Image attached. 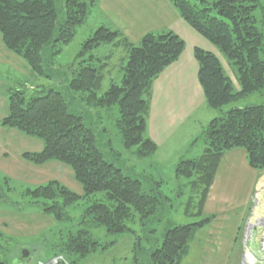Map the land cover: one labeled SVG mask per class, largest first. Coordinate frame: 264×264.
Masks as SVG:
<instances>
[{
  "label": "rangeland",
  "instance_id": "rangeland-1",
  "mask_svg": "<svg viewBox=\"0 0 264 264\" xmlns=\"http://www.w3.org/2000/svg\"><path fill=\"white\" fill-rule=\"evenodd\" d=\"M194 1L204 5L203 0ZM155 3H169L176 9L181 20L195 33V39L185 35L179 29L181 27L163 26L166 20L161 18L166 15H163L162 5L157 4L156 9ZM255 14L260 19L261 8L256 9ZM140 20L147 28L138 36L131 35L129 27ZM101 27L119 30L125 42L103 44L93 52L94 57L88 58L89 53L80 56L83 44ZM168 31L184 41V50L152 80L143 132V140L147 139L150 144L143 141V145L133 147L124 144L116 125L117 104L107 110L90 109L91 113H104L102 119L108 134L102 141H111V147L103 146L107 156L114 159L124 174L139 181L144 194H156L158 202L149 210V204L145 202L140 207L128 206L127 217L125 215L121 222L125 230L111 232L104 224L95 222L91 213L96 203L114 207L116 203L113 204L105 192L86 195L71 167L59 162L68 174L61 175L52 170L48 173L53 177L47 179L37 174L36 169L26 171L24 167H9L2 158L0 255L9 264H149V252L162 248L167 230L175 226L196 227L186 242L187 252L179 264H264V225H254L257 220H264V166L251 164L248 149L241 145L221 151L213 172L203 170L200 161L209 146L208 133L213 125L217 126L237 108L264 104V89L243 94L240 72L234 61L186 21L172 0H98L85 22L78 27L75 37L58 54L57 64L66 69L68 65L85 64L88 60L100 67L103 80L98 93L103 94L114 84L123 85L130 55L128 44L139 46L147 33ZM198 48L218 56L225 80L231 84L228 87L232 96L222 105L211 103L200 81ZM8 51L15 55L16 61H0V70L7 72L3 74L11 80L12 89L24 88L27 98L33 97V90L48 81L41 79L24 58ZM187 51L191 52L196 65L192 78L185 81L183 72L165 74ZM190 80L196 84V89L188 88ZM165 97L167 102L164 104L162 99ZM73 101L74 108L87 109L80 99ZM158 106L162 109L169 106L166 116L159 122L152 118ZM15 133L16 149L36 148L32 147L36 141H42L19 131ZM143 146L149 147L147 153H142ZM54 181L81 196L71 205L58 209L60 218L45 213L44 204L30 201L31 192L37 186ZM59 201H62L61 197L57 201L47 200L48 204ZM81 229L90 233L94 241L92 249L82 258H68L61 251V244L69 234ZM23 250L28 251L27 257H23Z\"/></svg>",
  "mask_w": 264,
  "mask_h": 264
},
{
  "label": "trees",
  "instance_id": "trees-1",
  "mask_svg": "<svg viewBox=\"0 0 264 264\" xmlns=\"http://www.w3.org/2000/svg\"><path fill=\"white\" fill-rule=\"evenodd\" d=\"M97 1L0 0V32L4 44L24 58L41 79L48 81L33 90L34 96L30 98L24 88H10V109L1 124L43 141L40 151L24 153L26 160L36 165L50 161L64 163L74 171L86 195L105 192L116 205L96 203L92 219L104 224L111 232H122L125 227L121 222L125 215L127 217V207H140L145 202L149 204V210L158 202V196L144 194L139 181L124 174L114 159L110 160L103 146L111 147V141H102L108 134L102 119L104 113H91L90 109L107 110L117 104V111H113L118 112L116 125L124 144L127 147L143 145L142 141L150 144L147 139L143 140L149 102L147 94L152 80L183 52L184 41L168 31L147 33L139 46L127 43L130 55L123 85L114 84L99 94L103 80L100 67L88 60L85 64L68 65L66 69L57 64L58 54L75 37L78 27L85 22ZM172 2L186 21L234 61L240 72L243 94L264 89L263 0H203V6L194 0ZM258 8L262 10L260 19L255 14ZM120 33L107 27L99 28L83 44L80 56L89 53L88 58L94 57L93 52L103 44L124 41ZM196 58L200 63V81L209 100L214 105L224 104L230 96L228 86L231 84L225 80L220 59L201 48L196 49ZM76 99L85 102L87 109L74 108L73 100ZM208 143L206 153L200 158L206 167L203 170L213 172L221 151L236 145L248 149L251 164L263 167L264 104H252L229 112L221 123L214 124L209 130ZM143 147L142 153H147L149 147ZM31 194V202L44 204L45 213L59 218L58 209L81 197L58 181L37 186ZM59 197L62 201L48 204L47 200L57 201ZM195 228H169L163 247L149 252V264H179ZM66 238L61 251L68 258L84 257L94 244L87 229ZM1 249L0 244V253ZM0 264L9 263L0 255Z\"/></svg>",
  "mask_w": 264,
  "mask_h": 264
},
{
  "label": "crops",
  "instance_id": "crops-1",
  "mask_svg": "<svg viewBox=\"0 0 264 264\" xmlns=\"http://www.w3.org/2000/svg\"><path fill=\"white\" fill-rule=\"evenodd\" d=\"M157 4L162 5L163 7L162 10L164 11L163 15H166V16H162L161 18V19L166 20V23L163 26L171 25L174 28L181 27L179 29L183 33H185V35H188L189 37L195 39L196 37L195 33L181 20L176 9H174L173 7H170L169 3H155L153 5L156 9H158ZM153 26H156V25H153ZM145 28H147V26L141 23V20H140L137 23H135L134 26L131 25L129 27L128 32L131 35L135 34L136 36H138L141 34V32ZM182 32L180 33L182 34ZM14 56L15 55L9 52L8 49L5 47L2 34L0 32V61L15 62L16 58ZM195 69H196L195 60L193 59L191 52L187 51L181 57L180 61L176 65L170 67L168 72H166L165 74H171L175 72L176 75H179L180 73L183 72V79L185 81H188L190 78H192L193 72L195 71ZM3 73H7V72H2L0 70V165L2 164V158H4V161H6L5 163H7L9 167L12 166V168L14 169L24 167L26 171L28 170L32 171L36 169L37 174L47 179H49V177H53L52 175H49L48 173V172H51L52 170H56L53 173H61V175H63L64 173V175H67L68 174L67 169L63 165H59L61 162L59 163L58 161H50L45 164L35 165V164L27 162L24 159L23 154L26 151H40L44 146L43 141H38V142L36 141L35 146H32L36 148H28L27 150H24L25 148L23 147L20 149L17 148L18 150L15 148L16 136H17V133L15 132L19 130L15 128H11V127H5L1 124L2 119L9 113V109H10L9 92L11 88L10 86L11 80L9 79L8 76H6ZM192 81L193 80H190L189 82L190 85L188 86V88L196 89V84L194 82L191 83ZM162 102L164 104L165 102H167L166 97L162 99ZM168 110H169V106L165 108L163 107V109L158 106L155 108L154 113L152 114V118L153 119L157 118L159 122L162 118L166 116ZM48 166H51V167L48 168ZM71 171L72 173H74L72 169ZM74 183L75 185L78 184L76 182ZM66 184L68 186L71 185V184H68V182H66Z\"/></svg>",
  "mask_w": 264,
  "mask_h": 264
},
{
  "label": "bare ground",
  "instance_id": "bare-ground-1",
  "mask_svg": "<svg viewBox=\"0 0 264 264\" xmlns=\"http://www.w3.org/2000/svg\"><path fill=\"white\" fill-rule=\"evenodd\" d=\"M263 219H264V218H263ZM261 222H262V223H261ZM257 224H263V225H264V220H261V221H260V220H259V221L257 220V221H256V224H254V225L257 226ZM254 225L252 224V226H254ZM249 231H250V229H249ZM247 253H248V252H247ZM245 257H247V256H245ZM250 259H251V258H250ZM251 261H252V260H251Z\"/></svg>",
  "mask_w": 264,
  "mask_h": 264
},
{
  "label": "water",
  "instance_id": "water-1",
  "mask_svg": "<svg viewBox=\"0 0 264 264\" xmlns=\"http://www.w3.org/2000/svg\"><path fill=\"white\" fill-rule=\"evenodd\" d=\"M263 246H264V239H263ZM28 254H29L28 251L23 250V252H22L23 257H27Z\"/></svg>",
  "mask_w": 264,
  "mask_h": 264
}]
</instances>
